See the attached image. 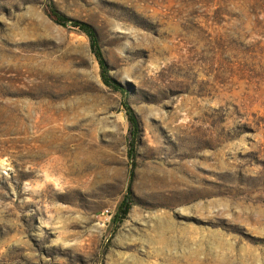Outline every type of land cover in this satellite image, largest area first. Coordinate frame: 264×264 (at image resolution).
<instances>
[{"label":"rangeland","instance_id":"obj_1","mask_svg":"<svg viewBox=\"0 0 264 264\" xmlns=\"http://www.w3.org/2000/svg\"><path fill=\"white\" fill-rule=\"evenodd\" d=\"M0 264H264V0H0Z\"/></svg>","mask_w":264,"mask_h":264},{"label":"trees","instance_id":"obj_2","mask_svg":"<svg viewBox=\"0 0 264 264\" xmlns=\"http://www.w3.org/2000/svg\"><path fill=\"white\" fill-rule=\"evenodd\" d=\"M50 15L52 19L63 26H73L78 28L81 32H83L89 39L90 42V49L92 54L95 56V58L98 61V64L101 69V77L103 80V83L109 87L114 89L115 91L121 92L123 94V102L122 105L126 111V117L130 126V134L131 139L129 141V151H128V157L131 163V170L133 171L135 167V140L139 132V121L133 111V109L130 107L128 100H127V93L125 89L117 82L113 81L107 70L106 61L104 59V54L98 39V35L93 27L90 25L79 22V21H72L69 20L64 15L60 14L54 7H50ZM128 197H125L124 201L120 204L118 207L117 214L114 218V222H120L122 221L129 212V206L126 204V200Z\"/></svg>","mask_w":264,"mask_h":264},{"label":"built area","instance_id":"obj_3","mask_svg":"<svg viewBox=\"0 0 264 264\" xmlns=\"http://www.w3.org/2000/svg\"><path fill=\"white\" fill-rule=\"evenodd\" d=\"M102 215L105 217V219H110L112 217V214L109 210H106Z\"/></svg>","mask_w":264,"mask_h":264}]
</instances>
